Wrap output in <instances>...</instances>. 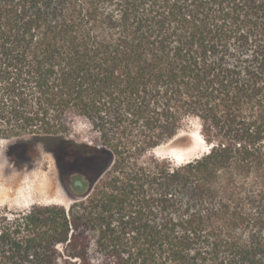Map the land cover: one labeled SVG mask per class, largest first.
<instances>
[{
	"label": "trees",
	"instance_id": "trees-1",
	"mask_svg": "<svg viewBox=\"0 0 264 264\" xmlns=\"http://www.w3.org/2000/svg\"><path fill=\"white\" fill-rule=\"evenodd\" d=\"M0 136L84 178L0 207V264H264V0H0Z\"/></svg>",
	"mask_w": 264,
	"mask_h": 264
},
{
	"label": "rangeland",
	"instance_id": "rangeland-1",
	"mask_svg": "<svg viewBox=\"0 0 264 264\" xmlns=\"http://www.w3.org/2000/svg\"><path fill=\"white\" fill-rule=\"evenodd\" d=\"M69 136L78 142H97L96 134L82 117L71 121ZM201 136L199 123L192 120L177 136L152 152L183 162L207 150ZM53 145V140L36 145L16 143L13 138L0 136V207L71 203L77 192L68 187L57 159L50 151Z\"/></svg>",
	"mask_w": 264,
	"mask_h": 264
},
{
	"label": "flooded vegetation",
	"instance_id": "flooded-vegetation-1",
	"mask_svg": "<svg viewBox=\"0 0 264 264\" xmlns=\"http://www.w3.org/2000/svg\"><path fill=\"white\" fill-rule=\"evenodd\" d=\"M61 171V170H60ZM61 173L63 174L65 180H66V183L68 185V187L74 191V192H77L78 190H81L82 187H83V182L81 181V179L83 180L84 178L82 177L83 175L82 174H77V175H73L70 179V176L67 172H62Z\"/></svg>",
	"mask_w": 264,
	"mask_h": 264
},
{
	"label": "water",
	"instance_id": "water-1",
	"mask_svg": "<svg viewBox=\"0 0 264 264\" xmlns=\"http://www.w3.org/2000/svg\"><path fill=\"white\" fill-rule=\"evenodd\" d=\"M74 196H77V193Z\"/></svg>",
	"mask_w": 264,
	"mask_h": 264
}]
</instances>
